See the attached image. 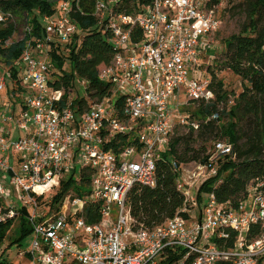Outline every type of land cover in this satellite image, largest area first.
I'll return each instance as SVG.
<instances>
[{"label": "built area", "instance_id": "built-area-1", "mask_svg": "<svg viewBox=\"0 0 264 264\" xmlns=\"http://www.w3.org/2000/svg\"><path fill=\"white\" fill-rule=\"evenodd\" d=\"M120 3L95 0L114 50L99 69L100 81L112 87L101 101L81 108L69 98L62 105L64 90L50 85L53 46L70 44L79 32L68 1L43 17L42 36L30 38L14 62L20 90L9 89V72L0 75V223L25 213L31 250L19 257L32 264H162L170 253L171 264H264L263 180L252 181L235 204H219L212 194L199 204L192 194L217 175L221 160L234 159L226 141H215L207 163L193 172L173 163L185 197L174 218L145 228L128 201L136 186H155L156 163L175 130H199L183 108L214 99L200 61L221 29L224 1L151 0L134 15L118 13ZM14 17L0 7V28ZM77 82L86 98L87 81ZM125 136L132 142L122 146L117 139ZM114 140L117 152L107 148ZM83 176L88 191L70 190L52 204L61 182L73 178L80 185ZM97 204L100 220L89 224L84 208Z\"/></svg>", "mask_w": 264, "mask_h": 264}, {"label": "trees", "instance_id": "trees-1", "mask_svg": "<svg viewBox=\"0 0 264 264\" xmlns=\"http://www.w3.org/2000/svg\"><path fill=\"white\" fill-rule=\"evenodd\" d=\"M59 0H11L4 2L5 9H13V13L25 14L26 22L31 26L32 33L26 34L19 42L7 45L12 38L15 27L9 24L0 28V75L9 72L8 80L14 91H19V69L14 62L19 60L26 42L34 37L39 38L43 33L42 19L52 16L57 12ZM70 4V18L76 23L79 32L70 44H57L51 51L52 67L58 70L54 82L50 85L56 90H64L63 102L69 99L70 93L76 87V79L88 83V96L96 102L109 95L112 87L99 79L101 66L110 64L114 50L110 35L99 25L95 16V0H63ZM110 1V0H107ZM151 0H121L115 7L118 13L134 15L140 8L148 5ZM248 22L240 32L224 40L225 66L244 83V89L227 109L228 94L223 90V84L213 75L210 90L214 99L209 103H201L194 110L191 117L197 119L199 130L195 135L191 129L187 135H174L170 145L163 154L162 159L156 163V184L154 187L133 188L129 194V206L137 222L145 228H153L167 219L174 218L184 207L185 197L177 189L180 171L177 167L190 163L205 164L209 155L200 156V149L192 148L195 142L194 135L200 140L209 136H219L221 141H226L233 146L235 157L221 160L218 165L217 175L205 181L198 189L197 202H205L204 196L213 195L219 204L237 203L243 199L247 186L254 180L264 181V0H247ZM64 46L67 56L59 53V46ZM68 62L70 71L64 70ZM61 73V74H60ZM54 73L51 74V77ZM77 88V87H76ZM78 89V88H77ZM79 91V90H78ZM80 93V92H79ZM225 107L219 110V105ZM74 105L84 107L87 100L84 94L73 100ZM195 106V105H194ZM188 107V106H187ZM187 110L183 109V112ZM215 113L219 118L213 120ZM227 117V121L223 119ZM221 122V124H220ZM177 133V129L175 130ZM120 145H129L132 141L127 137L117 139ZM107 147L117 152L119 145L116 141ZM190 140V141H189ZM202 147V151L205 152ZM89 178L83 176L80 187L88 188ZM79 185L73 178L61 182L52 204L56 205L70 190ZM78 187V188H80ZM79 194V193H78ZM205 199V200H204ZM84 217L89 224H96L100 220L99 204L87 205L84 208ZM15 222L18 229L10 241L9 247L20 243L32 233L25 213L16 219L0 223V264H11L3 258L5 241ZM174 257L171 253L162 264H171ZM229 264V263H218Z\"/></svg>", "mask_w": 264, "mask_h": 264}, {"label": "rangeland", "instance_id": "rangeland-1", "mask_svg": "<svg viewBox=\"0 0 264 264\" xmlns=\"http://www.w3.org/2000/svg\"><path fill=\"white\" fill-rule=\"evenodd\" d=\"M7 1H11V0H0V7L1 9L4 10H12L13 9H5L4 7V2ZM63 1V0H59ZM224 1V10L222 13V26L220 31L217 33V35L215 36L214 39V44L210 47L211 52L208 51L207 54L208 57H203L201 59V67H200V71L202 73V76H204L205 79H208L210 82L212 80L213 75L217 76V80L221 81L223 84V90L228 94V102H227V109H229L230 106L233 105V101L234 99L240 94L242 93L243 89H244V83L243 81L236 76L235 74H233L226 66H225V46H224V40L230 38L232 35H236L240 32L241 28L247 24L248 22V5H247V0H223ZM59 2L56 4V6L59 4ZM98 20V19H97ZM15 27V32L12 36V38L7 42V45H10L12 43H16L19 42L21 40H23L26 36V29L27 27H31L25 19V14H23L22 12H17L15 13V17H14V22L12 23ZM64 46H59V53L61 52L64 56H67V50L64 49ZM2 67H4L2 64L0 63ZM64 70L66 72L70 71V67L68 62L65 63L64 66ZM54 76L51 77V81L54 82V78L56 77L55 75H57L58 70L55 68V64H54ZM53 74V73H52ZM61 74V73H60ZM76 87L78 88H74V91H72L70 93V100L73 101L75 100L79 94L81 95L83 93L82 87H80L79 82L75 83ZM79 90V91H78ZM80 92V93H79ZM87 97L85 98L87 100V102L90 103H95L96 101L93 99H90L88 96V93L86 95ZM2 97H6L5 100L2 98V101H8L11 102L12 101L9 99V96L6 94V92H2ZM18 106V105H17ZM16 106V107H17ZM198 106H188L185 107V109L187 110V114L188 115H192V113L194 112V110L197 108ZM225 107V105L223 103H221L219 105V110H222ZM184 109V108H183ZM20 111V108L17 107V114ZM197 120V119H195ZM228 119L227 117H225V119H223L224 122H226ZM221 124V122H220ZM190 130L186 129V128H177V133L174 132V135H187L188 132ZM194 134H197V131H194ZM22 135H24V133H22ZM173 135V137H174ZM194 135V140L195 142L192 143V148L195 150L200 149V156L206 154L209 155L212 152V147H213V143L215 141H218L222 138H220V134L219 136H209V134H207L206 139L204 140H200L198 138H196ZM18 137V133H16V138ZM172 137V138H173ZM190 141V140H189ZM202 147H204L206 150L205 152L202 151ZM196 164L197 163H190L187 164V168L190 170V172H193L196 168ZM81 169L79 168L78 173L75 175V180L78 181L81 178ZM80 187V185L78 186ZM75 188V189H70L72 191V193L74 194H83L85 191H88L87 188L85 187H80V188ZM200 185H197V187H195L194 189H192V194L194 196V198H196L198 189H199ZM69 190V191H70ZM52 192H56V188H54L52 190ZM205 199L208 198V196H204ZM204 199V200H205ZM191 208V203L188 204ZM18 229V222H15L13 228L11 229V232L9 233V237L6 239L5 241V250H4V254H3V258H6L7 261L11 264H32L30 257H25L24 259H20L19 257V253H25V252H30L31 250V242H32V236L29 235L27 238H25L20 245H13L11 247H9L10 245V241L11 239H13L15 232Z\"/></svg>", "mask_w": 264, "mask_h": 264}, {"label": "bare ground", "instance_id": "bare-ground-1", "mask_svg": "<svg viewBox=\"0 0 264 264\" xmlns=\"http://www.w3.org/2000/svg\"><path fill=\"white\" fill-rule=\"evenodd\" d=\"M37 190H38L39 192L44 191L43 188H37Z\"/></svg>", "mask_w": 264, "mask_h": 264}]
</instances>
